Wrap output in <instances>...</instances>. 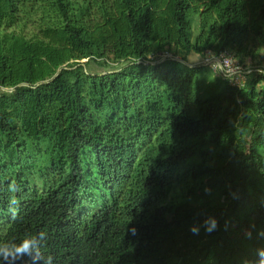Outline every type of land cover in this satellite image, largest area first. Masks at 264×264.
Listing matches in <instances>:
<instances>
[{
	"label": "trees",
	"instance_id": "trees-1",
	"mask_svg": "<svg viewBox=\"0 0 264 264\" xmlns=\"http://www.w3.org/2000/svg\"><path fill=\"white\" fill-rule=\"evenodd\" d=\"M42 230L54 264L255 259L264 0H0V242Z\"/></svg>",
	"mask_w": 264,
	"mask_h": 264
},
{
	"label": "clouds",
	"instance_id": "clouds-1",
	"mask_svg": "<svg viewBox=\"0 0 264 264\" xmlns=\"http://www.w3.org/2000/svg\"><path fill=\"white\" fill-rule=\"evenodd\" d=\"M224 61L231 62L230 65L234 71L232 73L221 72L224 78L229 81H239V78L244 76L242 70L239 67V62L234 56L227 54H221L216 57L214 61L208 62V66L211 68L213 63H224ZM17 202L11 201L9 211L13 218H16L18 214ZM206 230L211 231L217 226V222L214 218H209L205 221ZM132 233L135 234V229H132ZM248 238H251V234H246ZM259 238L264 239V231L257 233ZM46 232L43 230L36 234L25 235L22 239L10 242H0V264H54V258L47 256L41 251L43 242L46 240ZM255 259L246 260L244 264H264V247L255 249Z\"/></svg>",
	"mask_w": 264,
	"mask_h": 264
},
{
	"label": "built area",
	"instance_id": "built-area-1",
	"mask_svg": "<svg viewBox=\"0 0 264 264\" xmlns=\"http://www.w3.org/2000/svg\"><path fill=\"white\" fill-rule=\"evenodd\" d=\"M221 54H227V55H229V56H234L231 52H228V51H223V52H221L218 56H220ZM169 55H171V54H169ZM172 56V55H171ZM218 56H215V55H213L212 54V52L211 51H208L207 52V57H206V59H205V62L208 64V62H211V61H214L215 59H216V57H218ZM235 57V56H234ZM178 58V57H177ZM180 58V57H179ZM236 59L238 60V62H239V67L241 68V70H242V74L244 75V74H247V70H245V67H243L242 65H241V61L236 57ZM230 63L231 62H229V61H224V63H220L221 64V68L226 72V73H232L233 71H234V69L231 67V66H228V67H225V65H230ZM213 65V67L216 69V68H220L219 66H218V64L217 63H213L212 64ZM244 82H245V77L244 76H242V77H240L239 78V81H232L231 83H232V86L233 87H236V88H240L241 86H243L244 85ZM237 84V85H236ZM239 84V85H238Z\"/></svg>",
	"mask_w": 264,
	"mask_h": 264
},
{
	"label": "rangeland",
	"instance_id": "rangeland-1",
	"mask_svg": "<svg viewBox=\"0 0 264 264\" xmlns=\"http://www.w3.org/2000/svg\"><path fill=\"white\" fill-rule=\"evenodd\" d=\"M164 57H169V58H171V55H169V54H164L163 55V57L162 58H164ZM161 58V59H162ZM179 58V57H178ZM204 57H202V56H199V55H192L191 57H190V60H188L189 61V63H191V64H193V65H201V64H204L205 62H204ZM244 64H245V67H247V71H249L250 72V70L252 69V68H256V67H258V66H255L256 64H257V62H250V60H245L244 59ZM237 85V84H236ZM239 85V84H238Z\"/></svg>",
	"mask_w": 264,
	"mask_h": 264
},
{
	"label": "water",
	"instance_id": "water-1",
	"mask_svg": "<svg viewBox=\"0 0 264 264\" xmlns=\"http://www.w3.org/2000/svg\"><path fill=\"white\" fill-rule=\"evenodd\" d=\"M171 58L174 59V60L182 61V59L177 58V57H173V56H171ZM165 59H167V57L162 58L160 61H163V60H165ZM85 62H87V60H83V61H82V63H85ZM187 64H188V63H187ZM217 64H218V66L220 67V69L223 70V69L221 68V64L218 63V62H217ZM207 65H208V64H207Z\"/></svg>",
	"mask_w": 264,
	"mask_h": 264
},
{
	"label": "crops",
	"instance_id": "crops-1",
	"mask_svg": "<svg viewBox=\"0 0 264 264\" xmlns=\"http://www.w3.org/2000/svg\"><path fill=\"white\" fill-rule=\"evenodd\" d=\"M192 55H195V54H191V55L189 56V59H188V60H190V57H191ZM180 59H181V58H180ZM186 63H188V64H190V65H193V64L189 63V61L186 62Z\"/></svg>",
	"mask_w": 264,
	"mask_h": 264
}]
</instances>
